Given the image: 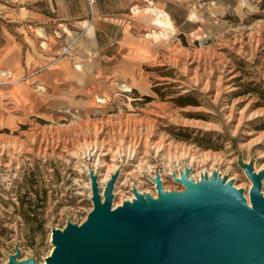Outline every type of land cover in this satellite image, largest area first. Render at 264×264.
I'll return each instance as SVG.
<instances>
[{"label":"rangeland","instance_id":"rangeland-1","mask_svg":"<svg viewBox=\"0 0 264 264\" xmlns=\"http://www.w3.org/2000/svg\"><path fill=\"white\" fill-rule=\"evenodd\" d=\"M99 4L109 19L91 39L82 19L0 0V264L16 246L42 263L52 229L84 221L94 204L83 162L119 165L117 201L134 188L157 197L159 170L166 191L184 190L170 173L189 163L196 181L217 173L246 193L242 163L264 165V0ZM122 42L141 53L105 63ZM49 52L63 61L51 66ZM61 73L73 82H46Z\"/></svg>","mask_w":264,"mask_h":264},{"label":"water","instance_id":"water-1","mask_svg":"<svg viewBox=\"0 0 264 264\" xmlns=\"http://www.w3.org/2000/svg\"><path fill=\"white\" fill-rule=\"evenodd\" d=\"M252 181L244 188L214 173L196 181L186 166L166 191L159 171L158 196L134 188L133 200L115 206L120 170L106 183L90 167L94 207L82 223L52 229L54 246L44 263L23 258L16 246L8 264H264V169L242 163Z\"/></svg>","mask_w":264,"mask_h":264},{"label":"crops","instance_id":"crops-1","mask_svg":"<svg viewBox=\"0 0 264 264\" xmlns=\"http://www.w3.org/2000/svg\"><path fill=\"white\" fill-rule=\"evenodd\" d=\"M100 1L101 0H95V2H97L95 8H94V5H91L93 9V12H92L93 14L91 16L90 0H27L30 6L33 7V9L38 12L37 14H39L42 17L50 18V15H53V13H56L57 17L63 20L82 19L83 26L86 29L84 30V32L85 34L87 33L88 38H91V39H93V37H96V39L98 38V33L103 31V29L100 27L102 22L109 19V14L104 13L102 9L100 8V4H99ZM119 23H121V26L119 29L125 30V21L122 22V20H120ZM89 24L93 26L94 36H89V31H90L88 27ZM107 30H112V27L109 26L104 31H107ZM129 38L130 37H125V40ZM119 42L120 41H118V43ZM87 44L89 45L88 42ZM109 50H110L109 52L106 51V53L104 54L105 63H107V61H109L108 63H110L112 57H116L117 55L121 53L124 55H127L128 57L131 55L134 56L137 53H141L140 48L137 49L135 43H134V46L129 47V45L126 44L125 42L120 43V45L114 48L113 50L111 48ZM114 51L115 53H113ZM48 55L49 56L47 60L49 63H51V66L57 65L58 63L63 61V56L58 57V54L56 55L53 52H49ZM103 68L105 70H110L112 68V65L106 64L105 67L103 66ZM117 72H118V74L116 75L117 77H121L124 75L122 74V72L124 73V70L121 65L118 67ZM48 81L72 83L73 75L70 73H61L58 75V77H55V76L48 77V80L46 82ZM108 99L109 100L111 99V94H103V98L101 100L104 101L103 103L104 105H107ZM102 107L104 106H100V108Z\"/></svg>","mask_w":264,"mask_h":264},{"label":"bare ground","instance_id":"bare-ground-1","mask_svg":"<svg viewBox=\"0 0 264 264\" xmlns=\"http://www.w3.org/2000/svg\"><path fill=\"white\" fill-rule=\"evenodd\" d=\"M164 15V16H163ZM154 21H155V24H157L159 27H161L162 28V30H166V29H168V27H171V26H173V24H172V21H171V18L169 17V14L168 13H164V14H161V15H159V16H156L155 17V19H154ZM88 27H89V36H94V31H93V26L92 25H88ZM103 98V97H102ZM93 149V151H95L96 149H95V147H93L92 148ZM82 162V161H81ZM102 161H94L93 162V172H95L96 174H98L99 175V185L101 186V194H102V197H103V191H104V188H105V185H106V183L110 180V178H111V176H112V174H114L118 169H119V165L118 164H116V163H112V164H110L109 166H108V169H107V171L106 172H102V171H100L99 170V164L101 163ZM101 165H103V164H101ZM82 167L80 168L81 169V171H83L84 169L86 170V174H87V176H88V181L85 183V187L86 188H88V189H91L92 188V180H91V178L89 177V173H90V164L89 163H82V165H81ZM187 166L188 167H190L191 169H193V166H192V163H189V164H187ZM79 169V168H78ZM183 169H185V167H183ZM264 169V165L262 166V167H260V169H255L256 170V172H259L260 170H263ZM150 170V169H149ZM180 172H181V170H180ZM210 172V171H209ZM170 174H173V173H170ZM205 174V173H204ZM210 174H211V172H210ZM191 177H193V178H195V176H194V174L192 173V171H191ZM153 178H154V175H152V176H150V180L152 181V183L155 185V182L153 181ZM174 178V177H173ZM162 180H163V182H165L166 181V178H165V176H164V173H162ZM198 180V179H197ZM119 181H120V178L118 179V181H117V183H116V187H115V194H117V189H118V183H119ZM82 186V185H81ZM84 186H82V187H84ZM237 186V188H242L243 186H240V185H236ZM251 186H252V181L249 183V185H248V190H246V197L248 198V200H249V202H250V194H249V192H250V188H251ZM166 187V186H165ZM167 188V187H166ZM83 190V189H82ZM138 190L140 191V192H142V193H144V191L142 190V189H140V188H138ZM92 192V191H91ZM92 195V194H91ZM91 195H90V197H91ZM155 196V195H154ZM156 197V196H155ZM115 198H117V197H115ZM126 198V197H125ZM135 198V195H134V193H132V195L131 196H129V197H127L126 199H128V200H133ZM123 201H124V199H123ZM123 201H117L116 199L114 200V205L115 206H119V205H121L122 204V202ZM87 217V216H86ZM52 236V235H51ZM53 248H54V246L52 245V247H51V249H50V251H49V253H48V255H50V253L52 252V250H53ZM47 255V256H48ZM45 262V259H44V261H42V263H44Z\"/></svg>","mask_w":264,"mask_h":264},{"label":"built area","instance_id":"built-area-1","mask_svg":"<svg viewBox=\"0 0 264 264\" xmlns=\"http://www.w3.org/2000/svg\"><path fill=\"white\" fill-rule=\"evenodd\" d=\"M95 2V0H90V3H91V5L93 4ZM180 170L182 171V170H184L183 168H177V169H175L174 170V172L173 173H176L179 177L181 176V172H180ZM159 172H160V174H161V177H162V173H164L163 171H160L159 170ZM165 174V173H164ZM154 177L156 176V171L154 172ZM149 178H150V176H149ZM195 179V178H194ZM150 180V179H149ZM196 180V179H195ZM152 182V181H151ZM155 186H156V183H155ZM86 219V218H85ZM84 219V220H85ZM80 223H82V222H80Z\"/></svg>","mask_w":264,"mask_h":264}]
</instances>
